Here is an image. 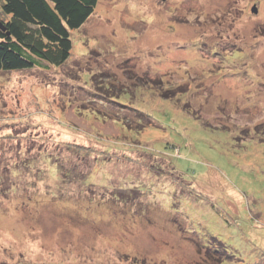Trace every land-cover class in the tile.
<instances>
[{"label":"rangeland","instance_id":"obj_1","mask_svg":"<svg viewBox=\"0 0 264 264\" xmlns=\"http://www.w3.org/2000/svg\"><path fill=\"white\" fill-rule=\"evenodd\" d=\"M72 39L0 73V264H264V0H99Z\"/></svg>","mask_w":264,"mask_h":264},{"label":"trees","instance_id":"obj_2","mask_svg":"<svg viewBox=\"0 0 264 264\" xmlns=\"http://www.w3.org/2000/svg\"><path fill=\"white\" fill-rule=\"evenodd\" d=\"M98 4L99 0H0V73L65 66L73 54L72 35L84 27ZM136 80L139 85L141 79ZM107 102L122 108L121 111L128 108L127 103L112 97ZM100 104L104 106L106 116L110 113L119 115L117 110L109 107L110 104ZM134 112L156 122L151 114L146 115L140 110ZM140 120L136 124L143 127ZM171 184L174 185L172 188L178 189L177 184ZM215 249L220 251L217 246Z\"/></svg>","mask_w":264,"mask_h":264},{"label":"water","instance_id":"obj_3","mask_svg":"<svg viewBox=\"0 0 264 264\" xmlns=\"http://www.w3.org/2000/svg\"><path fill=\"white\" fill-rule=\"evenodd\" d=\"M255 12H256V10H255Z\"/></svg>","mask_w":264,"mask_h":264}]
</instances>
